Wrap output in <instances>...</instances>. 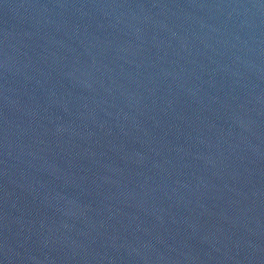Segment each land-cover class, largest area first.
I'll list each match as a JSON object with an SVG mask.
<instances>
[{
    "label": "water",
    "instance_id": "1",
    "mask_svg": "<svg viewBox=\"0 0 264 264\" xmlns=\"http://www.w3.org/2000/svg\"><path fill=\"white\" fill-rule=\"evenodd\" d=\"M0 264H264V0H0Z\"/></svg>",
    "mask_w": 264,
    "mask_h": 264
}]
</instances>
